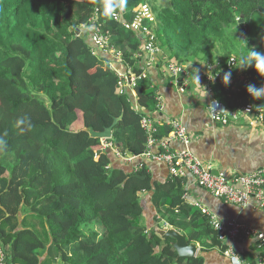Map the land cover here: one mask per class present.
<instances>
[{
	"label": "trees",
	"instance_id": "obj_1",
	"mask_svg": "<svg viewBox=\"0 0 264 264\" xmlns=\"http://www.w3.org/2000/svg\"><path fill=\"white\" fill-rule=\"evenodd\" d=\"M138 1L125 5L135 8ZM103 5L0 0V246L7 264H204L202 254L221 249L219 236L184 202L180 180L154 182L145 166L128 172L84 130L103 132L122 117L111 141L122 154L141 156L149 148L141 122L158 104L149 78L137 82L135 100L130 91L120 93L111 66L117 60L94 45L90 20L97 15L110 47L137 76L145 73L143 37L106 16ZM152 10L156 43L170 61L219 59L227 70L234 43L250 37L254 16L257 36L248 47L264 52V0H170L169 7ZM83 26L89 29L77 35ZM247 75L249 84L264 86L254 66ZM214 88L228 108L244 97L264 111V98L254 99L246 87L232 100L220 82ZM162 130L156 139L172 131ZM147 208L156 213L150 225ZM164 226L179 230L201 254L179 259L174 240L156 231Z\"/></svg>",
	"mask_w": 264,
	"mask_h": 264
},
{
	"label": "crops",
	"instance_id": "obj_2",
	"mask_svg": "<svg viewBox=\"0 0 264 264\" xmlns=\"http://www.w3.org/2000/svg\"><path fill=\"white\" fill-rule=\"evenodd\" d=\"M166 60L169 59L166 58L164 53L158 59L152 58L147 54L144 55L145 73L152 87L156 90L157 103L160 104V107H157L154 112L146 114L152 118L156 133L162 132L164 128H171L174 120L182 121L189 131L190 136L193 138L191 143L192 153L203 161L204 164L211 166L214 175H247L257 170H264L263 122L256 123L254 121L255 114H244L238 120H232L230 124L222 125L213 122L208 113L209 103L212 100H218L214 86L220 82L228 93L226 99L232 100L234 98L233 95L240 94L242 89L249 85V80L247 79L248 68L246 70L237 68L239 66L238 61V64L233 69L226 70L219 59L211 60L206 65L199 63H202V61L196 64H182L189 67V74L187 77L188 81H186V90L184 93H181L172 84L171 76L166 67ZM176 63L179 64V62ZM227 64L228 59L226 61V67H228ZM111 66L115 71L120 73H126L128 71V67L124 66L122 62L116 61ZM197 69L199 70V82L194 78L193 73ZM217 70H221L220 75L215 76L216 81L211 85L210 91V85L206 83V75L211 72L215 74ZM229 71L231 72V80L230 84L225 87L222 83V76L224 72ZM131 94L135 100L136 97L133 93ZM244 99V97L233 99L236 100L239 110L247 101L250 100L253 102L251 99ZM228 109L234 111L232 109L235 108ZM148 147L147 151L153 153L161 151L159 145H148ZM171 148L182 149L183 147L180 144L173 143ZM110 153L115 158L114 153ZM115 161L119 167L126 169L128 172L137 171L145 166L152 180L157 183H166L169 180H174L170 175L167 164L155 160L152 156H148L147 153L128 161L117 158H115ZM175 180H180L181 182L179 188L184 192L183 200L187 205L194 208L196 204L207 207L221 220L244 223L264 234V211L253 209L243 210L238 206L226 203L201 188L191 175ZM27 213H29L28 210ZM24 214L26 213L22 212L20 217L24 216ZM155 214L153 209L147 208L146 221L149 225L152 224V218L155 217ZM22 219L23 217L20 218V229L23 227ZM28 223L33 224L34 222L29 218ZM28 223L26 221V225L32 227ZM36 228L41 229V226L38 225ZM255 241V239H247L243 242L236 243L234 247L244 258L254 260L258 253ZM199 254H201L200 249L197 255ZM202 255L205 259L204 264H230L229 259L220 248ZM45 259L46 255L42 257V261ZM52 264H56V261Z\"/></svg>",
	"mask_w": 264,
	"mask_h": 264
},
{
	"label": "built area",
	"instance_id": "obj_3",
	"mask_svg": "<svg viewBox=\"0 0 264 264\" xmlns=\"http://www.w3.org/2000/svg\"><path fill=\"white\" fill-rule=\"evenodd\" d=\"M152 9V8H151ZM153 10L148 8V4H142L130 11L133 18L128 20L129 11L125 8H119L116 15L112 16L117 22L131 32L143 37V50L148 56L158 59L162 56V50L156 43L155 31L152 33L148 24L154 23ZM94 21V22H93ZM94 23V24H93ZM94 29L92 41L95 46L104 49L115 57V60L122 62L121 52L110 47V33L103 31L98 23V17L95 15L90 20L89 26ZM156 25L154 26V30ZM233 61H236L234 63ZM166 67L171 76L172 84L178 88L179 92L184 93L186 90V81L189 74V67L176 62L166 60ZM237 65L236 57H230L228 69L231 70ZM117 75L119 78V90L121 94L130 91L136 97V87L139 80L146 79V73L141 76L134 75L131 70L126 73ZM212 73L206 75V83L211 85L215 79H210ZM157 107H160L158 104ZM137 109V107H136ZM208 113L213 122L228 125L232 120H238L244 114H255L254 121L262 123L264 120V111L257 108L253 102L247 101L241 109L231 111L227 106L219 101L212 100L208 105ZM142 128L148 134V145H159L161 151L153 153L147 151L148 156H152L157 161L167 164L170 175L174 179L186 178L191 175L197 184L209 192L214 197L222 199L226 203L238 206L244 209H253L264 211V170H257L251 174H236L233 176L214 175L211 166H207L203 161L198 159L191 151L193 138L182 121L174 120L171 124V133L165 139L158 140L154 137L156 128L153 120L149 115L142 119ZM173 143L180 144L182 149H173ZM102 151L114 153L115 158L119 160H131L128 154H122L117 146L111 140H102ZM197 209L209 219L211 228L218 233L221 250L229 259L230 264H264V234L256 231L252 227L237 221L221 220L214 212L207 207L196 204ZM247 239H255L257 247V256L254 260L244 258L234 247L236 243L243 242ZM0 264H7L5 251L0 247Z\"/></svg>",
	"mask_w": 264,
	"mask_h": 264
},
{
	"label": "clouds",
	"instance_id": "obj_4",
	"mask_svg": "<svg viewBox=\"0 0 264 264\" xmlns=\"http://www.w3.org/2000/svg\"><path fill=\"white\" fill-rule=\"evenodd\" d=\"M126 3V0H104V14L106 16H114L116 15L117 9L122 8V6ZM236 39V38H235ZM244 44V48L247 49V54L242 53L239 58V66L237 68H240L242 70H246L250 66H254L255 70L259 73L260 76L264 77V52L257 51L253 48L248 47L247 40L246 39H237ZM236 63V61H233ZM201 65H206L207 61L205 58L204 62H199ZM211 67V65H209ZM198 69L194 70V78L199 82V75H198ZM221 70H217L215 74L212 73L210 79H215V76L220 75ZM231 80V72H224L222 76V83L225 87H227L230 84ZM246 91L250 96H252L254 99H262L264 98V86L257 89L254 85L249 84L246 86ZM4 141L0 140V145H3Z\"/></svg>",
	"mask_w": 264,
	"mask_h": 264
},
{
	"label": "water",
	"instance_id": "obj_5",
	"mask_svg": "<svg viewBox=\"0 0 264 264\" xmlns=\"http://www.w3.org/2000/svg\"><path fill=\"white\" fill-rule=\"evenodd\" d=\"M244 20H240V26L243 28ZM77 35H80V30H77ZM122 120V117L114 120L112 126L106 128L103 132H97L93 128L84 129L90 134L92 138L101 139V140H111L113 136V128ZM119 148V145L117 146ZM129 157H134L133 154L128 153ZM146 176L143 177V179ZM156 231L159 235L164 238H172L174 241L171 243V246L177 251L178 258H194L197 256V253L200 247L195 244H189L187 238L179 230L172 228L170 226L157 227Z\"/></svg>",
	"mask_w": 264,
	"mask_h": 264
},
{
	"label": "rangeland",
	"instance_id": "obj_6",
	"mask_svg": "<svg viewBox=\"0 0 264 264\" xmlns=\"http://www.w3.org/2000/svg\"><path fill=\"white\" fill-rule=\"evenodd\" d=\"M142 3H145V4H148V8L150 9V10H152L151 8H155V9H160V8H163V7H169L170 6V0H139L135 5V7H137V6H139V5H142ZM122 7H125L128 11H129V17H131V19L133 18V16L131 15V13H130V11L134 8L133 6H131L130 4H127V5H125L124 4V6H122ZM133 7V8H132ZM119 9V8H118ZM117 9V10H118ZM152 13H153V18L155 19V22L154 23H150V24H148V28H149V30L152 32V33H154V26L157 24L158 25V21H157V18H156V14H155V12L154 11H152ZM258 21H259V18H258V16H254V18H253V26H252V33H251V35H250V37L247 39L246 37H243V39H246L247 40V44H248V42L250 41V40H252V39H255L256 38V36H257V30H256V25H254L255 24V22L256 23H258ZM94 22V21H93ZM94 24V23H93ZM89 29V27H87V26H83V27H81V33H84V32H86L87 30ZM235 35L237 36H239L240 34L237 32V33H235ZM237 39H239L238 37H237ZM99 48V47H98ZM99 50H101V48H99ZM217 52V50H214V53H216ZM242 53H244V54H247V49H245L244 48V44H243V42H241V41H239V40H236L235 41V43H234V46H233V49L231 50V52H230V54H229V57L230 56H234V57H236L237 58V64H238V59L240 58V56H241V54ZM236 109H238V107L237 108H235V109H232V110H236ZM78 127H80L81 126V124L80 123H77L76 124ZM32 215H33V213H31ZM37 224V223H36ZM35 224V225H36ZM92 228H94V229H96V230H98L100 233H102V228H101V226H99V225H93L92 226Z\"/></svg>",
	"mask_w": 264,
	"mask_h": 264
}]
</instances>
